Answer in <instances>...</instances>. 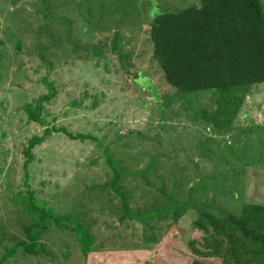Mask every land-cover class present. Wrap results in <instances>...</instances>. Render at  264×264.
<instances>
[{
    "label": "rangeland",
    "instance_id": "rangeland-1",
    "mask_svg": "<svg viewBox=\"0 0 264 264\" xmlns=\"http://www.w3.org/2000/svg\"><path fill=\"white\" fill-rule=\"evenodd\" d=\"M199 5L0 0V260L37 221L28 189L71 217L40 234L37 254L19 247L0 264H235L192 252V244L204 250L205 237L194 222L204 203L218 217L264 205V83L182 94L166 82L151 25L159 13ZM46 82L54 95L37 122L29 111L50 94ZM33 137L44 139L27 177ZM77 221L92 236L89 254Z\"/></svg>",
    "mask_w": 264,
    "mask_h": 264
},
{
    "label": "trees",
    "instance_id": "trees-1",
    "mask_svg": "<svg viewBox=\"0 0 264 264\" xmlns=\"http://www.w3.org/2000/svg\"><path fill=\"white\" fill-rule=\"evenodd\" d=\"M178 12L159 13L151 25L150 38L153 57L159 64L166 82L182 94L217 90L235 92L264 83V5L262 0H199ZM134 81L153 92L148 77ZM147 79L148 84L140 83ZM50 94L39 98L30 109L32 120L41 122L43 101L54 95L51 83L46 82ZM215 119V118H214ZM214 119H210L214 121ZM74 139H91V135L71 134L64 128L56 129ZM46 130V134L50 133ZM44 137H33L26 150L27 167L33 159L32 150ZM116 170V168H115ZM117 172V171H116ZM27 208L37 216V221L26 228V239L21 240L3 257L5 260L21 247L29 254L40 250L39 236L53 224L69 221V215H58L36 201L33 191L24 195ZM124 199V211L131 216ZM175 208V205H174ZM177 209L188 210L186 204ZM199 218L194 225L204 231L203 251L192 244L197 256L230 257L235 264H264V205L247 204L241 212L222 217L211 214L207 203L197 205ZM172 209V207H171ZM160 210L143 213L141 219L159 215ZM145 221V220H144ZM78 223L84 253L91 250L92 236ZM193 264H202L195 260Z\"/></svg>",
    "mask_w": 264,
    "mask_h": 264
}]
</instances>
